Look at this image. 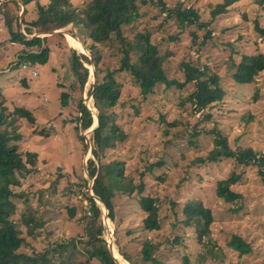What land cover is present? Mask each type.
I'll return each mask as SVG.
<instances>
[{
    "label": "rangeland",
    "instance_id": "374dc122",
    "mask_svg": "<svg viewBox=\"0 0 264 264\" xmlns=\"http://www.w3.org/2000/svg\"><path fill=\"white\" fill-rule=\"evenodd\" d=\"M69 1L74 10L81 12L90 0ZM222 2L138 0L141 18L123 28L129 42L137 34H150L151 43L166 56L169 80L183 84L186 79L182 64L191 62L194 68L208 69L209 76L220 77L225 98L212 108L197 111L189 101L196 89L193 83L180 89L160 85L152 95L143 98L129 75L117 76L123 89L115 110L125 138L106 152L105 163H124L125 176L135 185L143 182L145 194L159 200L161 229L145 230L147 215L137 204L136 192L131 198L115 196L113 220L97 201L102 212V237L116 264H142L141 253L146 241L157 246L153 258L158 264H264V178L259 168L244 166L235 158L196 163L197 158H205L215 148L214 138L218 132L227 138L233 151L251 148L259 153L258 160L264 159V71L250 85L236 83L228 71L231 56H237L239 62L242 55L264 54V39L255 29L256 23L264 28V7L256 5L254 0H242L212 19L211 12ZM18 3L22 12L24 6L20 0ZM180 4L199 12V21L185 31L179 29L176 15L165 21L168 12L164 13V9L175 12ZM4 9L11 11V7ZM21 12L25 20L26 14ZM3 14L0 13V93L3 95L0 94V101L7 102L9 113L14 107L31 112L35 123L20 120L21 141L17 145L20 152H33L37 156L34 165L27 164L31 173L17 189V193L26 195L16 198L17 216L13 219L19 222L20 214L32 207L37 212L36 218L45 222L36 239H29L25 252L31 254L33 247L40 250L47 242L56 244L75 239L77 247L69 264H96L93 260L88 262L85 241L81 237L84 223L69 219L66 210L67 206H74L78 217L85 216L90 207L84 193L93 194L94 181L87 172V162L93 159L92 147L89 148L92 128L98 126L92 98L96 80L91 76L92 66L85 62L89 77L81 90L72 70L73 52L90 58L88 48L92 41L83 24L62 29L61 36L49 33L28 37H48L46 46L51 50L49 62L36 65L38 76L33 77L31 68L23 69L18 62L24 46L7 40ZM20 33H24L23 23H20ZM74 42L85 48V52L74 49ZM102 49L104 69H118L122 55L114 54L111 47ZM62 93L69 95L64 107ZM81 105H85L95 119L94 126L85 132L82 122H76L77 116L82 119ZM206 116L210 119L206 120ZM154 163H160V167L152 175L144 173L146 167ZM261 170L264 171V166ZM232 173L240 175L241 179L231 189L243 196L242 201L233 205L224 203L215 193L216 184ZM193 199L201 200L212 212L211 236L204 238L203 243L209 239V243L216 246L218 259L207 256V248L197 240L196 227L185 223L184 208ZM235 208L238 212H231ZM233 235L251 244V255L239 257L227 247ZM200 254L207 257L202 263L198 261Z\"/></svg>",
    "mask_w": 264,
    "mask_h": 264
},
{
    "label": "trees",
    "instance_id": "16d2710c",
    "mask_svg": "<svg viewBox=\"0 0 264 264\" xmlns=\"http://www.w3.org/2000/svg\"><path fill=\"white\" fill-rule=\"evenodd\" d=\"M20 1L24 6L25 20L20 22L21 7L17 0L2 3L0 13H4L2 16L9 43L24 46L25 51L18 61L22 68L24 65L30 68H35L36 65H46L50 60L51 50L46 46L49 38L28 39V37L35 34L54 33L70 25L83 24L87 30L88 37L92 41L88 48L90 58L74 51L72 70L83 90L89 77V69L84 66V63L95 68L96 82L92 86V98L97 112L98 126L90 137L93 159L87 162V172L94 180L93 194L105 204L109 217L113 220L115 196L121 194L131 198L136 192L139 199L137 204L147 215L144 219L145 230L159 231L161 229L159 206L157 205L159 200L145 194L146 186L143 182L135 185L130 177L125 176L124 163L115 161L105 163L106 152L115 148L118 141L122 142L125 138V134L117 123L119 114L115 110L123 89V84L117 76L129 75L134 84L139 87L143 98L152 95L160 85H165L167 89L173 86L180 89L193 83L196 89L189 101L196 106L197 111H205L223 101L225 92L220 85V77L209 76L208 69L194 68L191 62H184L182 65L185 69L186 81L179 84L175 80H169L165 70L166 56L161 55L157 46L151 43L150 34H137L132 42L124 36L123 28L134 25L142 16L137 4L138 0H90L81 12L74 10L69 0ZM240 1L242 0H223L211 12L212 19L226 13ZM254 3L261 8L264 7V0H254ZM7 7H11V11L2 10ZM165 12H168L165 21L176 15L181 31H185L188 26H195L196 21H199V12L193 8H184L182 4L175 12L164 9ZM26 18L29 20L27 21ZM20 23L24 26L23 34L20 33ZM200 28L202 29V26ZM255 29L260 38L264 39V28L256 23ZM106 47H111L115 51L114 54L122 55L118 69L112 71L104 69L102 48ZM236 57L231 56L229 62L230 70L228 71L232 80L240 85L254 84L264 71V54L242 55L239 57V62ZM1 95L0 97L3 96ZM68 98L67 93L61 94L63 107L67 106ZM6 104L5 100L0 101V264H69L72 262L73 253L77 247L75 239L64 243L55 242L56 244L47 242L48 244H44L40 250L33 247L31 254L25 252L30 245L29 239H36L39 231L45 227L44 220L36 218L37 212L32 207H28L20 214L19 222L13 219L17 216L16 198L26 195L25 192L17 193V189L31 173L27 164L34 165L37 159L35 153H22L18 149L17 143L21 141L19 122L25 119L34 124L35 118L24 108L14 107L15 109L9 113ZM79 114L82 115V119L77 116L76 122H82V130L85 132L91 129L95 123L91 111L85 105H81ZM209 119L210 116H206V120ZM79 137L85 141L83 136L79 135ZM191 144L194 145V143ZM214 146L215 148L205 158H197L196 163H216L221 159L235 158L244 166L258 167L259 174L264 178V171L261 170L264 166V159H257L258 152L251 148L238 152L233 151L227 138L219 132L215 135ZM158 167L160 163L149 164L144 173L152 175ZM144 173L141 174L143 178ZM158 179L164 181V178ZM240 179V175L232 173L227 179L218 182L216 197L231 205L242 201L243 196L231 189ZM84 197L88 200L90 207L85 216L78 217L74 206H67L66 210L69 219L84 223L81 237L85 241L88 262L93 260L96 264H116L108 249L107 241L102 237L101 209L95 198L88 192L84 193ZM231 212H238V208L232 209ZM184 215L185 223L196 227L197 240L207 248V256L218 259L216 246L209 243L211 225L214 221L211 210L206 208L201 200L193 199L186 203ZM207 237L209 239L205 244L203 239ZM156 247L152 242L144 243L141 253L142 264H158L153 258ZM227 247L239 257L251 255L253 251L251 244L238 235L231 237L227 242ZM205 259H207L206 255L200 254L198 261L202 263ZM127 260L129 262L128 257Z\"/></svg>",
    "mask_w": 264,
    "mask_h": 264
},
{
    "label": "water",
    "instance_id": "95a60500",
    "mask_svg": "<svg viewBox=\"0 0 264 264\" xmlns=\"http://www.w3.org/2000/svg\"><path fill=\"white\" fill-rule=\"evenodd\" d=\"M6 1H8V0H2V1H0V5L2 4V2L4 3V2H6ZM18 1V0H17ZM22 15H24L25 13H24V10H22ZM22 17L20 16V21H22ZM63 32L60 30V31H56V32H54V33H52V34H62ZM85 49V48H84ZM86 50V49H85ZM91 76H93L94 77V79L96 80V75H95V68H94V66H92V70H91ZM93 130H92V132L94 131V129L95 128H92ZM90 147L89 148H91V145H89ZM91 150V149H90ZM91 152H92V150H91ZM89 153H90V151H89ZM93 180V179H92ZM94 181V180H93ZM92 195V197H94L95 198V200H96V202L98 201L99 203H101V204H103V206L105 207V209H107L108 210V208L105 206V204L99 199V198H97V197H95L93 194H91ZM109 212V211H108Z\"/></svg>",
    "mask_w": 264,
    "mask_h": 264
},
{
    "label": "bare ground",
    "instance_id": "6f19581e",
    "mask_svg": "<svg viewBox=\"0 0 264 264\" xmlns=\"http://www.w3.org/2000/svg\"><path fill=\"white\" fill-rule=\"evenodd\" d=\"M72 47L74 48V49H77V50H79L80 52H85V50H84V48L79 44V43H76V42H74L73 44H72ZM89 99V98H88ZM87 99V100H88ZM112 223V222H111ZM109 229V228H108ZM107 229V230H108ZM109 232V231H108ZM111 234V233H110ZM109 234V235H110ZM111 237V236H110ZM112 241V240H111ZM114 243V242H113ZM115 248V247H114ZM117 250V249H116ZM114 254H115V251H114ZM115 256L116 257H118V255L117 254H115ZM120 258V257H119Z\"/></svg>",
    "mask_w": 264,
    "mask_h": 264
},
{
    "label": "built area",
    "instance_id": "2783aa9c",
    "mask_svg": "<svg viewBox=\"0 0 264 264\" xmlns=\"http://www.w3.org/2000/svg\"><path fill=\"white\" fill-rule=\"evenodd\" d=\"M27 68H29V67L26 66V65L23 66V69H27ZM35 70L36 69L31 68V74H32L33 77H37L38 76V73Z\"/></svg>",
    "mask_w": 264,
    "mask_h": 264
}]
</instances>
